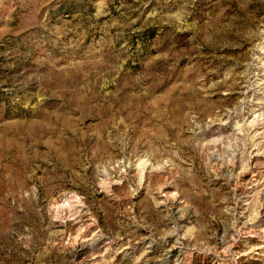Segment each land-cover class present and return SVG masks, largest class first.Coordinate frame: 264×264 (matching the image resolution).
Instances as JSON below:
<instances>
[{"label":"rangeland","instance_id":"374dc122","mask_svg":"<svg viewBox=\"0 0 264 264\" xmlns=\"http://www.w3.org/2000/svg\"><path fill=\"white\" fill-rule=\"evenodd\" d=\"M0 264H264V0H0Z\"/></svg>","mask_w":264,"mask_h":264}]
</instances>
